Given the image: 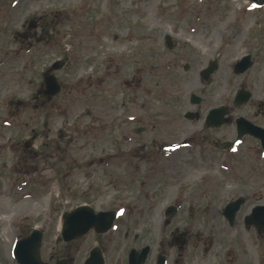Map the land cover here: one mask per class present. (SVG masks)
Returning a JSON list of instances; mask_svg holds the SVG:
<instances>
[{"label": "rangeland", "instance_id": "1", "mask_svg": "<svg viewBox=\"0 0 264 264\" xmlns=\"http://www.w3.org/2000/svg\"><path fill=\"white\" fill-rule=\"evenodd\" d=\"M248 54L253 65L235 73L234 63ZM57 60L65 62L54 71L63 89L43 105L38 91ZM211 60L218 68L205 80L201 73ZM0 83V264H18L14 244L34 228L43 231L40 254L49 261L52 248L62 247V213L84 203L119 211V225L102 238L108 264H125L129 247L145 244L151 246L146 264H155L174 227L188 233L184 264H264V231L244 221L254 206L264 205V151L258 139L246 135L228 151L208 139L204 154L190 150L191 157H180V178L153 202L135 198L142 180L130 186L129 172L112 162L117 147L127 149L119 145L124 101H133L138 115H144V101L155 110L175 105L164 115L178 117L188 139L211 133L215 141H232L240 116L257 121L254 112L264 101L263 3L0 0ZM240 89L251 98L234 105ZM191 94L201 103H191ZM223 103L229 105L230 122L207 129L208 110ZM188 112L198 116L189 119ZM146 184L163 187L156 177ZM183 186L187 201L175 203L179 210L167 224L165 208L174 204L169 198ZM200 192L202 197L190 198ZM239 196L246 201L230 224L223 209ZM94 238L90 232L81 241L80 253L79 243L70 246L77 253L74 264H83ZM179 251L171 250L167 264H180Z\"/></svg>", "mask_w": 264, "mask_h": 264}, {"label": "flooded vegetation", "instance_id": "2", "mask_svg": "<svg viewBox=\"0 0 264 264\" xmlns=\"http://www.w3.org/2000/svg\"><path fill=\"white\" fill-rule=\"evenodd\" d=\"M31 33L29 29H26L25 35H22L23 37H28V35ZM166 44L170 48L173 45V42L171 41V38L166 36ZM253 60V58H252ZM212 60L208 62L207 68ZM253 65V63H252ZM175 66V65H174ZM42 88V87H41ZM63 89V88H62ZM37 93V91H36ZM39 93V92H38ZM58 95V94H57ZM39 96V101L43 105H47L48 102L53 101L54 99H58V96L52 97L49 101L46 103L42 102V99ZM191 98V97H190ZM250 100V99H249ZM202 100L192 101L193 104H200ZM246 104V103H245ZM257 104V103H256ZM220 105V104H219ZM217 105V107H212L208 110V112L214 108L219 107H225L229 109V105L226 103H223V105ZM123 109L124 116L126 118L125 121V127H122L124 129V133L121 135L120 143L119 145L127 146L126 151H123L121 147H117L115 150V153L112 155V162L117 167L125 168L129 173V185L133 186L135 183L138 182L139 179L142 181L139 183V195L135 198L140 199L144 202H153L159 199L161 196L166 194V190L164 186L167 184H172V182L181 176V171L177 169L179 166L178 163H183V161L180 160V157L187 155L190 156V153L192 151H198L199 154H204L206 152L205 143L208 139H210L211 144L216 143V145L222 150V151H228L230 148L227 147L226 143L228 142L227 139H219L214 140L213 134L211 133H204L199 140H196L194 137L187 138L185 137V132L180 126V121L178 117H171L164 115V109L170 110L174 112L175 105H169L164 106V108H159L158 106H155V109H151L149 107V104L144 101L143 102V108H144V115H138V108L135 106L134 102L131 101L127 103L126 101L122 102L120 105ZM92 108H94V112L97 113L98 106L93 104ZM86 112L88 114H91L89 109H86ZM190 114V116L188 115ZM222 114L220 118L222 120L219 122L217 120H212L210 124H206V117L203 121V125L206 126L207 129L209 128H218L224 123L230 122V117L228 115ZM255 117L257 118V121H252L249 118H246L240 123L236 122V133L239 129V126L242 130H245L247 127L255 126V128H264V120L262 121L261 117L264 116V101H259L256 110L254 112ZM90 116V115H89ZM189 119H194L198 116L196 112H188L185 115ZM93 117V116H92ZM95 118V117H93ZM217 121V122H216ZM251 122V123H248ZM194 133H196L195 128L191 129ZM184 133V137L180 140L181 134ZM198 133V132H197ZM116 135L114 136V142L117 143ZM250 136L252 138H256L252 136L249 133H245L243 137L247 138V136ZM257 139V138H256ZM259 140V139H258ZM260 141V140H259ZM200 148H199V144ZM30 143L28 144L29 147ZM198 146L195 148V146ZM261 145V141H260ZM199 148V149H198ZM262 149V148H261ZM192 162V160H190ZM162 166V168H161ZM142 168H145V173L142 172ZM168 171V173H166ZM158 178L163 187H150L147 188V181H150L152 178ZM115 186L118 187L120 185L121 177L118 175L115 176ZM187 187L183 186L181 189H178L172 196H170L169 202L170 203H181L186 202L187 200ZM202 197V193L200 192L199 196H191L190 198H200ZM118 212V209H115ZM179 208L177 209L178 212ZM172 218V216H171ZM128 220V219H127ZM171 222V219L166 222L169 224ZM120 223V215H116L113 225L110 229H108L105 232H99L95 229H91L86 235L70 241V242H64L61 240L62 247L56 246L52 248V252L50 255L49 261L44 260L48 264H57L60 261H67L68 263L74 264V261H76V252L73 251L72 247L74 244L79 243L78 252L80 253V250L84 245L82 244V240H84L87 236H89V233L92 232L95 236L93 240V244L88 247V251H85V256L83 258V264L87 260V258L90 256V253L92 250H96V254L103 258L104 263H107V255H106V245L104 239V236L106 233L110 232L112 229H115L117 225ZM123 229V236L125 239H128L130 237V233L127 230V223L126 221L122 223ZM259 232L264 231V229H257ZM178 233H180V230L177 227H174L173 230L170 232L171 240L166 242V245H163V247L159 250H157L155 254V264L158 263V260L160 257H165V261L167 262L168 257L171 255V250L176 247L178 250H180L177 254L176 261L180 262V264H184L181 262V260L184 259L185 255L184 252H182L186 248V244H184L183 247H180L178 242L175 240V236H178ZM92 235V234H90ZM177 238V237H176ZM187 240H188V234H187ZM143 245L139 247L130 246L129 249L125 253L126 262L125 264H129V256L132 254V251L134 252V264H137L140 260V252ZM57 248H62L60 251ZM40 253V250H39ZM151 254V247L148 253L147 258ZM41 256V254H40ZM42 258V257H41ZM43 259V258H42ZM148 259L144 262L146 264ZM187 264V262H186Z\"/></svg>", "mask_w": 264, "mask_h": 264}, {"label": "water", "instance_id": "3", "mask_svg": "<svg viewBox=\"0 0 264 264\" xmlns=\"http://www.w3.org/2000/svg\"><path fill=\"white\" fill-rule=\"evenodd\" d=\"M254 2H257L259 0H253ZM264 4V0H261V4ZM169 37V36H168ZM60 61L54 63L52 65V69L58 68L60 66ZM251 65V56L246 55L244 56L240 61L236 62L235 64V72L241 73L244 72L249 66ZM217 68L216 61L212 62L210 66L203 71V76L205 78L208 77V75L213 72ZM45 82V89L43 90V100L51 98L53 94L60 91V85L57 81L56 77L53 74H46L44 77ZM250 96V93L242 90L239 91L236 98H235V104H240L242 102H245L248 100ZM200 100V97H198L195 94H192V101ZM223 112L219 109H214L211 111L207 117V124H210L212 120H219L221 121ZM190 116V114H188ZM243 118H240L238 121H242ZM216 121V122H217ZM242 129L239 126V132L237 135V138L229 143V146H233L238 143L242 135L244 134V131H241ZM248 132H250L252 135L260 138L262 147L264 149V128H254L250 127L246 129ZM244 201L243 198H239L234 202H231L228 204L225 208V215L229 219V221L232 223L234 216L236 214V211L239 209L241 203ZM175 209L173 206H170L168 208L167 212H173ZM117 212L112 211H96L95 208L89 204H84L75 207L74 209L70 211H65L62 214V237L65 241H70L75 238H78L79 236H82L85 234L90 228H95L96 231L104 232L108 228L111 227L113 219L115 218ZM247 223H254L257 227L263 228L264 227V206H257L253 209V212L246 217ZM42 231L35 229L31 235L28 237L22 238L18 240L13 248V256L17 260L19 264H46L43 261H41L38 250L39 246L41 244L42 240ZM185 234H179V237L177 238V241L179 244H183L185 242ZM149 251V246H146L141 250L140 252V260L137 264H143L147 253ZM134 250L132 251V254L130 255L129 264H134ZM58 264H69L65 261H60ZM84 264H104L103 258L98 256L96 254V250H92L90 253L89 258L85 261ZM158 264H165L164 257H160Z\"/></svg>", "mask_w": 264, "mask_h": 264}, {"label": "bare ground", "instance_id": "4", "mask_svg": "<svg viewBox=\"0 0 264 264\" xmlns=\"http://www.w3.org/2000/svg\"><path fill=\"white\" fill-rule=\"evenodd\" d=\"M2 83V82H1ZM0 83V84H1ZM180 104L182 105V107H184V102H183V100L182 99H180Z\"/></svg>", "mask_w": 264, "mask_h": 264}]
</instances>
